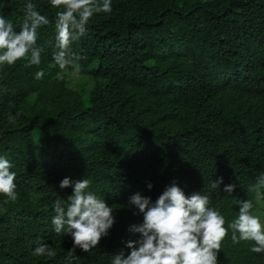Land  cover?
<instances>
[{
	"label": "trees",
	"instance_id": "trees-1",
	"mask_svg": "<svg viewBox=\"0 0 264 264\" xmlns=\"http://www.w3.org/2000/svg\"><path fill=\"white\" fill-rule=\"evenodd\" d=\"M26 2L0 0L17 31ZM31 2L50 21L38 30L41 64L0 67V156L17 173V199L0 194V264H69V250L71 264H111L140 238L128 230L143 222L129 197L155 203L172 182L186 196L208 195L228 223L237 201L251 200L255 213L264 203V188L250 190L264 174V0H111L73 43L78 72L53 60L59 9ZM71 71L87 79L71 85ZM65 177L90 179L89 191L113 207V226L90 252L51 223L54 201L73 191L60 188ZM231 235L218 264H264L254 242ZM37 242L57 255H32Z\"/></svg>",
	"mask_w": 264,
	"mask_h": 264
},
{
	"label": "clouds",
	"instance_id": "clouds-1",
	"mask_svg": "<svg viewBox=\"0 0 264 264\" xmlns=\"http://www.w3.org/2000/svg\"><path fill=\"white\" fill-rule=\"evenodd\" d=\"M50 4L59 9L55 24L57 51L53 60L61 70L71 66L79 71L76 62L81 57L73 51V43L87 33L89 21L95 14L112 11L111 0H50ZM49 23L31 0L25 3L19 31L11 20L0 14V67L15 65L19 60H26L27 66H39L43 49L36 46L38 30ZM43 76V70L35 74L36 79ZM58 78L63 77L58 74ZM8 122L15 124L16 118L9 115ZM13 167L7 157L0 156V194L11 201L17 199V173L12 171ZM222 182L220 177L210 181L209 186L214 191ZM91 183L87 178L75 182L67 177L61 180V189L72 186L73 191L66 199L54 201L55 215L51 220L56 234L71 235L73 247L85 252L95 248L114 224L113 207L89 191ZM235 187L236 184L230 183L223 191L231 194ZM261 188H264V174L250 190L259 193ZM128 203L143 214L142 224L128 229L139 233L140 238L128 241L129 254L125 256L121 252L113 256L111 264H218L217 254L229 229L233 244L251 241L254 242L252 252L264 253V222L253 214L251 200L237 201L239 214L230 223L218 209L209 206L208 195L194 192L186 196L175 182L165 188L155 203L139 192L131 195ZM73 254L72 250L68 251L69 264L75 258ZM32 255L55 257L57 253L50 245L37 242Z\"/></svg>",
	"mask_w": 264,
	"mask_h": 264
},
{
	"label": "rangeland",
	"instance_id": "rangeland-1",
	"mask_svg": "<svg viewBox=\"0 0 264 264\" xmlns=\"http://www.w3.org/2000/svg\"><path fill=\"white\" fill-rule=\"evenodd\" d=\"M77 72L71 71V75H72L70 78L71 85L77 86V83H80V85H81V82L83 80L87 79V78L84 79L83 76L81 77V75H79ZM90 84L91 83L89 81H87L85 84V87L90 86ZM77 89H79V88H77ZM254 214L260 216L261 221L264 222V203H261V202L258 203L257 209H256Z\"/></svg>",
	"mask_w": 264,
	"mask_h": 264
}]
</instances>
